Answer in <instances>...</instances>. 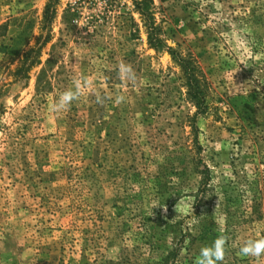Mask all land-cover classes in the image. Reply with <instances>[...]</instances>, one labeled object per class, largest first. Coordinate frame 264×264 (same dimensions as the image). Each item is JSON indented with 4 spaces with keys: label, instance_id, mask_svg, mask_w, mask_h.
<instances>
[{
    "label": "rangeland",
    "instance_id": "rangeland-1",
    "mask_svg": "<svg viewBox=\"0 0 264 264\" xmlns=\"http://www.w3.org/2000/svg\"><path fill=\"white\" fill-rule=\"evenodd\" d=\"M221 236L220 264H264L239 253L264 238V0H0V264H197Z\"/></svg>",
    "mask_w": 264,
    "mask_h": 264
},
{
    "label": "clouds",
    "instance_id": "clouds-1",
    "mask_svg": "<svg viewBox=\"0 0 264 264\" xmlns=\"http://www.w3.org/2000/svg\"><path fill=\"white\" fill-rule=\"evenodd\" d=\"M120 73L122 77L131 78V69L126 65L120 66ZM74 95L71 90L65 91L60 95L55 107L60 108L65 106L74 98ZM224 246V238L222 236L216 238L210 245L201 248L197 264H220L224 257ZM239 253L252 257L264 255V238L246 240L240 245Z\"/></svg>",
    "mask_w": 264,
    "mask_h": 264
},
{
    "label": "trees",
    "instance_id": "trees-1",
    "mask_svg": "<svg viewBox=\"0 0 264 264\" xmlns=\"http://www.w3.org/2000/svg\"><path fill=\"white\" fill-rule=\"evenodd\" d=\"M53 14H54V10H52L51 7L49 6L47 8V15H49L50 16L49 18H51ZM142 15L145 16L146 13L143 12ZM73 17L74 15L71 13V15H69V21H70V22L68 21L69 23L72 22ZM27 58L25 60H27ZM34 59L35 58L33 57L32 60ZM30 63L32 64L34 62H30ZM186 63H187L186 73H187V80H188V96L200 110L202 107H205L204 105H205V90H206L205 87L206 86L204 85V81L201 79L200 73L198 72V70L194 66L191 65L192 63L191 62H186ZM200 173L203 177L202 184L204 188V184L209 178V169L205 164H203V170H201Z\"/></svg>",
    "mask_w": 264,
    "mask_h": 264
}]
</instances>
